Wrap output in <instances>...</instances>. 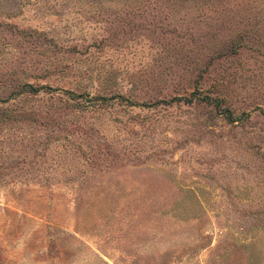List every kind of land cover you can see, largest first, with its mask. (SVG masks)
I'll return each mask as SVG.
<instances>
[{"label":"rangeland","instance_id":"rangeland-1","mask_svg":"<svg viewBox=\"0 0 264 264\" xmlns=\"http://www.w3.org/2000/svg\"><path fill=\"white\" fill-rule=\"evenodd\" d=\"M0 264H264V0H0Z\"/></svg>","mask_w":264,"mask_h":264},{"label":"trees","instance_id":"trees-1","mask_svg":"<svg viewBox=\"0 0 264 264\" xmlns=\"http://www.w3.org/2000/svg\"><path fill=\"white\" fill-rule=\"evenodd\" d=\"M32 90H35V88L32 87ZM227 113H228L229 115H231L229 111H227Z\"/></svg>","mask_w":264,"mask_h":264}]
</instances>
